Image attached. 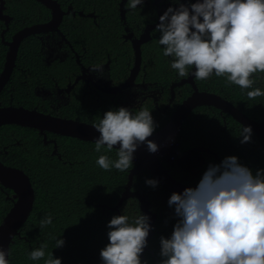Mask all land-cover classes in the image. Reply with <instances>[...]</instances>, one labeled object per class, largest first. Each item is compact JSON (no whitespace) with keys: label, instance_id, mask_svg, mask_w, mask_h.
I'll list each match as a JSON object with an SVG mask.
<instances>
[{"label":"trees","instance_id":"16d2710c","mask_svg":"<svg viewBox=\"0 0 264 264\" xmlns=\"http://www.w3.org/2000/svg\"><path fill=\"white\" fill-rule=\"evenodd\" d=\"M56 1L62 9L69 6L75 13L64 15L59 26L69 43L61 48L64 59L47 64L41 37L25 38L11 78L0 94V105L36 108L136 135L161 130L193 91L190 84L176 87V97L168 105L171 84L187 78L193 68L188 60L193 40L188 41L184 31L164 21L151 32V40L142 44L137 81L144 80L149 88L158 89L157 101L147 96L137 105L123 106L126 92H101L80 80L67 103L53 108V99L36 91L54 93L66 88L80 75V64L94 67L109 62L111 85L123 83L134 64L132 43L124 37L125 26L139 37L159 17L154 7L134 8L127 10L125 25L122 0ZM253 1L231 0L227 8L225 0H215L203 19L193 57L200 63L218 50L217 38L230 25L225 19L228 9L232 29L225 41L232 51L218 60L216 69H200L194 81L200 91L218 94L250 118L264 122V52L252 41L248 26ZM129 6L130 0L126 8ZM4 12L12 17L6 40L23 27L46 22L51 16L49 8L37 0H5ZM262 23L264 26V10ZM4 28L0 21V73L8 50L1 38ZM47 141L34 128L17 124L0 127V161L23 170L35 192L33 209L10 246L9 264H229L235 243L230 232L217 233V227L233 216L231 203L191 201L184 207L182 200L159 184L148 169H142L133 177L131 190L146 195L150 211L156 214L144 251L149 218L139 200L130 197L118 210L113 209L137 164L132 154L51 132H47ZM174 145L179 157L193 148L202 155L195 173L188 177L160 156L166 169L183 183L214 184L226 171L224 160L229 170L222 185L264 195V136L230 114L214 106L196 107L175 135ZM12 196L13 191L0 184V223L13 205ZM250 211L264 229V207L250 206Z\"/></svg>","mask_w":264,"mask_h":264},{"label":"water","instance_id":"95a60500","mask_svg":"<svg viewBox=\"0 0 264 264\" xmlns=\"http://www.w3.org/2000/svg\"><path fill=\"white\" fill-rule=\"evenodd\" d=\"M37 1L51 10V19L47 23L36 24L21 29L13 36L12 41L7 43L9 50L4 69L0 74V93L11 77L19 46L25 38L30 35L58 32L66 39L59 30V25L65 14L60 4L56 0ZM263 10L264 0H254L249 13L248 26L252 41L258 49L264 52ZM80 14L82 15V13ZM158 25L157 23L149 26L140 39L132 40L135 50V63L130 77L120 86L104 89V91L117 93L132 85L141 66L142 55L140 46L142 43L148 41L150 31ZM231 29L232 27L222 35L220 39L221 46L211 57L199 64L191 60L194 63V69L191 71L189 77L181 80L179 83H175L173 87L188 83L193 87V92L176 108L166 125L152 135H136L75 119L55 116L38 111L37 109L13 105L0 106V127L6 124H17L34 128L43 135L45 143L48 142L47 132H51L95 142L131 153L132 159L136 160L137 164L130 171L127 186L122 193L119 203L113 209L118 210L123 201L130 197H135L139 200L142 211L149 218L148 233L143 243L144 251L147 249L146 243L153 234V224L156 214L150 211L147 196L137 191H132L131 185L133 177L139 171L146 168L159 184L182 200L184 207H188L191 201L224 200L231 203L233 205V216L220 222L217 227V233L230 232L235 243L233 253L228 256L229 264H264V229L254 220L250 211V206L264 207V195L251 194L222 185L223 177L229 170L224 160L221 162L226 165V171L222 174L220 180L214 184L195 186L183 183L172 176L162 164L159 154L155 151L156 148L162 146L179 132L182 123L193 109L202 105L214 106L222 113L230 114L233 119L244 127L264 136V122L250 118L240 108L218 94L200 91L194 81L200 68L212 67V63H216L227 52L232 51V48L225 42ZM83 71H86L84 67ZM55 151L56 146L54 153ZM0 184L13 191V196L11 197L13 205L0 223V264H9L10 246L15 237L20 235V229L33 209L35 192L29 176L23 170L7 166L2 161H0ZM120 224L121 217L119 216L118 228Z\"/></svg>","mask_w":264,"mask_h":264},{"label":"flooded vegetation","instance_id":"af4514ba","mask_svg":"<svg viewBox=\"0 0 264 264\" xmlns=\"http://www.w3.org/2000/svg\"><path fill=\"white\" fill-rule=\"evenodd\" d=\"M183 1L184 0H178V2L177 3H173L171 0H141L140 2H137L136 0H130V2H131V6H129V7H127L126 8V3L127 2H129V0H122V2L120 3V8H121V19L123 20V22L125 23V25H126V21H125V18H126V12H127V10H132V9H137V8H141V7H143V6H148V7H151V8H156L157 9V11H158V15H159V17H158V20H157V22H155V23H153V24H148L145 28H144V30H143V32H142V34H140V36L139 37H136L135 36V34H134V32L133 31H131V29H130V27L128 26V25H126L125 26V31H126V33H125V35H124V37H125V39H127V40H130L131 41V43H132V40L133 39H140L141 37H142V35L143 34H145V32H146V29L149 27V26H151V25H154V24H159L158 26H156L155 28H153L151 31H150V37H149V39H148V41L149 40H151V32L154 30V29H156V28H158V27H160L161 26V24L164 22V21H168L169 23H171V24H174L177 28H180L182 31H184L185 32V34L188 36V41L189 40H193V42H192V44H189V47H190V50H191V53H190V55L188 56V60L191 62V63H193L191 60H193V61H196L195 59H194V50L197 48V46H198V41L196 40V38L199 36V34H200V29H201V26H202V22H203V19H204V17H205V15H206V13L208 12V11H210V8L211 7H213L214 6V4H215V0H212V3H211V5L209 6V8L204 12L203 11V13L202 14H199L198 15V20H199V28H198V30H197V37H195V34H193V36L191 35V32H190V30L188 29V27H187V24H186V22L188 21V17L186 18V16H184V15H186V14H183V16H180V18L179 17H177L176 15H174L173 13L175 12V10L176 9H179L180 8V6H181V4L183 3ZM226 2L224 3L225 5H226V7L227 8H230V3H231V0H225ZM62 9V8H61ZM4 10H5V0H0V21H3L4 22V24H5V28L1 31V38H2V42L7 46V48H8V50H9V47H8V45H7V43L8 42H11L12 41V39H13V36L18 32V31H20V30H18L17 32H15L13 35H12V38H11V40H6L5 39V34H6V32L8 31V29H9V23L11 22V20H12V17L10 16V15H8V14H6L5 12H4ZM50 10V9H49ZM64 12H65V14L64 15H66V14H69V13H72V14H75L74 12H73V10L71 9L70 10V7L68 6L67 7V9H62ZM123 11V12H122ZM50 12H51V10H50ZM164 12V13H163ZM227 17H225V19L229 22V28H228V30L230 29V27H232V23H231V21H232V18H231V13H230V11H229V9L227 10ZM82 15H84V14H82ZM90 16H93L94 17V15L93 14H90ZM50 19H51V16H50ZM49 19V20H50ZM48 20V21H49ZM48 21H46V22H40V23H35V24H32V25H29V26H33V25H36V24H44V23H47ZM29 26H25V27H23V28H26V27H29ZM60 26V25H59ZM22 28V29H23ZM59 30H60V28H59ZM227 31V30H226ZM225 31V32H226ZM231 31V30H230ZM229 31V32H230ZM60 32L62 33V35L65 37V35L63 34V32L60 30ZM225 32H223V34L225 33ZM54 35V36H57L58 38H59V46H60V51H61V53L63 54L64 52H62V50H61V48H62V46H63V44L65 43V44H69L68 43V41H67V38L66 39H64L58 32H49V33H41V34H36V35H38V36H40L41 37V39L43 40V44H44V47H45V49H44V54H45V62L47 63V64H50L52 61H54V60H56V59H54V60H52V61H50V62H48L47 60H46V46H45V36H49V35ZM222 34V35H223ZM222 35H220L218 38H217V40H218V43L220 44V46H221V43H220V39L222 38ZM30 36H33V35H30ZM147 42V41H146ZM146 42H144V43H146ZM226 42V41H225ZM143 44V43H142ZM142 44H141V46H142ZM141 46H140V49H141ZM132 47H133V45H132ZM220 48V47H219ZM218 48V49H219ZM8 50H7V52H8ZM133 50H134V48H133ZM141 55H142V51H141ZM6 56H7V53H6V55H5V61H6ZM64 56H65V54H64ZM64 56H63V58H61L60 60H62V59H64ZM78 60V59H77ZM5 61H4V64H3V69H4V65H5ZM204 61V60H203ZM79 63H80V61H78ZM197 62V61H196ZM218 62V61H217ZM216 62V63H217ZM134 63H135V50H134ZM201 63V62H200ZM215 63V64H216ZM141 64H142V60H141ZM199 64V63H198ZM81 65V69H82V71H81V73H80V75H78V77L76 78V80H75V82H73V83H69L67 86H66V88H58L54 93H52L50 90H48V89H38L36 92H37V94L38 95H41V96H43L44 98H51V99H53L52 100V107L53 108H58V107H60L62 104H65V103H67V101H68V99H69V94H70V92H71V90L74 88V86H75V84L78 82V81H80V80H85V81H87L91 86H93L94 88H95V90H99V91H101V92H105V93H110V92H106V91H104V89H109V88H116L117 86H112L111 85V80H110V77H109V73H108V68H109V62L108 63H106V64H103V65H100V66H92V67H85L84 65H82V64H80ZM83 67L86 69V71L85 72H88V71H91V70H102V69H105L106 70V79H107V82L105 83V82H98V83H93V80L91 79V78H87V77H84L83 76V74H84V71H83ZM133 67H134V64H133ZM132 67V68H133ZM132 68H131V70H132ZM141 68H142V66H140V70H139V72L137 73V75H136V77H135V79H134V84L135 85H137V86H135L137 89H142V94L143 95H137L136 97H138L137 98V102H136V104L135 105H137V103L139 102V99L140 98H145V97H147V96H150V97H153V99L155 100V101H157V99H158V97H159V90L158 89H151V88H149V86H148V84L144 81V80H142V81H137V79H138V77H139V74H140V72H141ZM207 68H214V69H216L215 68V66L213 65L212 67H207ZM3 69H2V71H3ZM194 69V63H193V68H192V70ZM200 69H202V68H200ZM199 69V70H200ZM14 70V69H13ZM191 70V71H192ZM198 70V71H199ZM1 71V72H2ZM191 71H190V73H191ZM198 73V72H197ZM1 74V73H0ZM12 75V74H11ZM130 75H131V71H130V74H129V76H128V78L130 77ZM190 75V74H189ZM189 75H188V77H189ZM83 76V77H82ZM187 77V78H188ZM11 78V77H10ZM79 78V79H78ZM127 78V79H128ZM78 79V80H77ZM126 79V80H127ZM183 79H186V78H183ZM183 79H181V80H183ZM10 80V79H9ZM125 80V81H126ZM180 80V81H181ZM124 81V82H125ZM180 81H178V82H173L172 84H171V87H170V93H171V96H170V100H169V104L168 105H170L172 102H173V100L175 99V97H176V93H175V88L176 87H180V86H182V85H184V84H182V85H175L174 87H173V85L175 84V83H179ZM9 82V81H8ZM123 82V83H124ZM123 83H121V84H123ZM120 84V85H121ZM185 84H188V83H185ZM120 85H118V86H120ZM192 87V86H191ZM5 88V87H4ZM3 88V89H4ZM128 89H130V88H127V89H123V90H120V91H118L117 93H120V92H127V90ZM192 89H193V87H192ZM3 91V90H2ZM1 91V92H2ZM42 92H47L48 94H49V96H45V95H42L41 93ZM193 92V91H192ZM117 93H111V94H117ZM1 94V93H0ZM60 94L62 95V99H60V100H58V98L57 97H59L60 96ZM127 94V93H126ZM126 98H127V95H126ZM125 102H127V100L125 101ZM58 104L57 106H54V104ZM180 105V104H179ZM178 105V106H179ZM0 106H3V105H0ZM10 106V105H9ZM131 106H134V105H131ZM177 106V107H178ZM176 107V108H177ZM33 109H36V108H33ZM38 110V109H37ZM176 110V109H175ZM39 111V110H38ZM163 112L165 113L166 112V108H164L163 109ZM45 113V112H44ZM49 114V113H48ZM56 146V145H55ZM200 150V149H199ZM198 151V148H193L192 150H190L189 152H187L186 154H184V155H187L188 153H189V155L191 156V154L193 153V154H195V152H197ZM199 155H200V157H201V161H202V155L200 154V153H198ZM184 155L182 156V157H184ZM182 157H180L178 160L180 161V162H182ZM253 216V215H252ZM256 221V220H255Z\"/></svg>","mask_w":264,"mask_h":264},{"label":"rangeland","instance_id":"374dc122","mask_svg":"<svg viewBox=\"0 0 264 264\" xmlns=\"http://www.w3.org/2000/svg\"><path fill=\"white\" fill-rule=\"evenodd\" d=\"M137 2H140L141 0H136ZM212 0H184L183 3L181 4L179 9H176L175 12L173 13L177 17L180 18V16H183V14H186V18L188 17V21L186 22L188 29L191 32V35L195 34V37H197V30L199 28V20H198V15L202 14L203 11L205 12L209 6L211 5ZM164 13V12H163ZM45 46H46V60L48 62L54 60V59H61L64 56V53L62 54L60 51V46H59V38L54 35H49L45 36ZM212 65H215V63H212ZM84 77L91 78L93 80V83H98V82H107L106 79V70H91L88 72H84L83 74ZM134 84L130 85L127 88H130L127 90V102L123 103V106H131L135 105L137 102L136 97L138 94H142V89H137ZM126 88V89H127ZM42 95H45L46 97L49 96L47 92H42ZM62 95L60 94L58 100L62 99ZM58 104H54V106H57ZM171 141H168L166 145L163 146L161 155L164 156L168 160L170 164H175L176 169H181L183 172V176L188 177V174H194L196 167L199 165L201 162V157L200 155L195 152V154L189 155H184L182 157V162H180L178 159L179 157L178 152L175 148L174 144H171Z\"/></svg>","mask_w":264,"mask_h":264},{"label":"built area","instance_id":"2783aa9c","mask_svg":"<svg viewBox=\"0 0 264 264\" xmlns=\"http://www.w3.org/2000/svg\"><path fill=\"white\" fill-rule=\"evenodd\" d=\"M164 145H166V143L163 144L162 146H160V147H158V148L155 149V151H156L157 154H159V155L162 154L161 151H162V148H163Z\"/></svg>","mask_w":264,"mask_h":264},{"label":"clouds","instance_id":"9594fccd","mask_svg":"<svg viewBox=\"0 0 264 264\" xmlns=\"http://www.w3.org/2000/svg\"><path fill=\"white\" fill-rule=\"evenodd\" d=\"M176 135V134H175ZM175 137V136H174ZM174 137L173 138H171V139H169V141H171L172 140V143L171 144H174ZM165 143H167V142H165ZM164 143V144H165ZM160 156V155H159Z\"/></svg>","mask_w":264,"mask_h":264},{"label":"bare ground","instance_id":"6f19581e","mask_svg":"<svg viewBox=\"0 0 264 264\" xmlns=\"http://www.w3.org/2000/svg\"><path fill=\"white\" fill-rule=\"evenodd\" d=\"M169 141V140H168ZM168 141H166V142H168Z\"/></svg>","mask_w":264,"mask_h":264}]
</instances>
